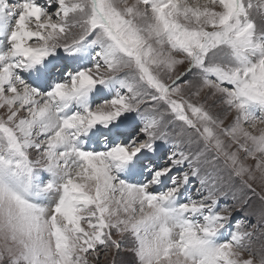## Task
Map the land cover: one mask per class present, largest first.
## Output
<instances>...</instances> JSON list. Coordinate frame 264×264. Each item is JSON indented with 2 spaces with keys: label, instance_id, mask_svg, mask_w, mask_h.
<instances>
[{
  "label": "snow or ice",
  "instance_id": "6c2138e0",
  "mask_svg": "<svg viewBox=\"0 0 264 264\" xmlns=\"http://www.w3.org/2000/svg\"><path fill=\"white\" fill-rule=\"evenodd\" d=\"M262 125L264 0H0V264H264Z\"/></svg>",
  "mask_w": 264,
  "mask_h": 264
},
{
  "label": "rangeland",
  "instance_id": "374dc122",
  "mask_svg": "<svg viewBox=\"0 0 264 264\" xmlns=\"http://www.w3.org/2000/svg\"><path fill=\"white\" fill-rule=\"evenodd\" d=\"M204 1L205 0H203V1L199 0V3L203 4ZM259 127H264V125L259 126ZM257 191H260V189H257ZM236 194H237L238 197L243 195V193L239 190V185H237ZM234 202L235 201H233L232 197L229 196L228 200H227V203L233 204ZM253 205L254 206L256 205V201L255 200H253ZM234 215L237 217V219L243 221L245 223V225H247L248 223H255V218L252 217V216L246 215L245 213L237 212ZM110 260H111V256L105 257L104 261H103V264H109Z\"/></svg>",
  "mask_w": 264,
  "mask_h": 264
},
{
  "label": "bare ground",
  "instance_id": "6f19581e",
  "mask_svg": "<svg viewBox=\"0 0 264 264\" xmlns=\"http://www.w3.org/2000/svg\"><path fill=\"white\" fill-rule=\"evenodd\" d=\"M201 1V0H200ZM203 1V0H202ZM203 3H205V1L203 2Z\"/></svg>",
  "mask_w": 264,
  "mask_h": 264
}]
</instances>
